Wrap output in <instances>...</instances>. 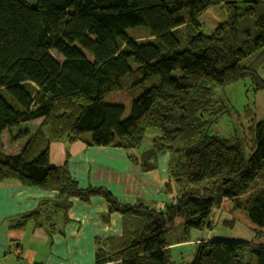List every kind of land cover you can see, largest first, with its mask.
<instances>
[{"label": "trees", "instance_id": "trees-1", "mask_svg": "<svg viewBox=\"0 0 264 264\" xmlns=\"http://www.w3.org/2000/svg\"><path fill=\"white\" fill-rule=\"evenodd\" d=\"M216 5L224 20L204 34L199 19ZM138 27L150 42L125 33ZM263 66L264 0H0V137L40 122L32 136L20 131L27 143L17 155L0 143V182L57 194L14 227L30 219L51 226L48 203L49 213L64 214L71 199L100 197L102 219L119 214L122 232L94 240V264H171V251L192 242V231L208 230L225 200L264 228V187H254L264 181V117L257 120L247 106L242 117L214 97L217 88L246 79L254 93L264 92ZM122 91H136L126 117L123 106L103 101ZM77 93L83 101L73 99ZM231 113L247 127L228 138L211 135ZM147 130L157 135L134 162L149 172L168 154L163 192L172 202L164 209L122 204L104 188L81 189L69 155L50 165L53 141L129 152ZM193 253L186 264H249L247 257L264 264V245L251 242L204 240Z\"/></svg>", "mask_w": 264, "mask_h": 264}, {"label": "crops", "instance_id": "crops-1", "mask_svg": "<svg viewBox=\"0 0 264 264\" xmlns=\"http://www.w3.org/2000/svg\"><path fill=\"white\" fill-rule=\"evenodd\" d=\"M249 90L255 101L264 99V92L254 93L251 85ZM255 117L261 120L264 111H258ZM141 153L143 151L86 148L80 142L67 145L59 141L50 146L49 162L51 166L59 167L69 155V173L81 189L104 188L122 204L142 202L150 208L164 209L172 202V197L163 192V184L168 179V154L157 156L156 169L142 172L138 161L134 162ZM56 195L53 191L21 186L16 181L0 182V264H19L20 261L21 264H94V240L121 235V216L111 214L104 222L102 217L107 206L100 197L90 198L89 203L71 199V208L64 214L49 213L48 203L45 214L51 218L53 226L42 216L44 222L38 229H41L44 239L40 249L32 250L31 258L26 257L28 250H20V244L17 245L20 241L16 237L18 231L11 232L10 227H14L13 222L19 217L36 211L42 201H51ZM19 255L25 256L21 258Z\"/></svg>", "mask_w": 264, "mask_h": 264}, {"label": "rangeland", "instance_id": "rangeland-1", "mask_svg": "<svg viewBox=\"0 0 264 264\" xmlns=\"http://www.w3.org/2000/svg\"><path fill=\"white\" fill-rule=\"evenodd\" d=\"M223 13L221 5H216L204 13L199 19L201 31L204 34H210L218 24L223 22ZM183 20L184 19L181 18L179 21L183 23ZM125 33L133 40L140 43L150 42L152 40L148 31L143 27L127 29ZM52 55L56 57L54 53H52ZM57 60L60 61L61 59L57 58ZM129 63L132 65L131 60ZM245 63H248V59ZM258 73L264 77V66L259 69ZM249 87L250 82L247 79L237 81L217 88L214 92V97L216 100H227L229 106L233 107L240 114H242L246 106L249 107L253 113L264 111V99L255 101L254 94L249 90ZM135 92L136 91H122L110 93L103 101L107 104L123 106L125 109L124 117H126L129 114L132 95ZM72 97L76 101L84 100L81 93H77ZM243 115L244 114H242V117ZM39 125L40 122L37 121L23 124L18 129L5 130L0 137L2 151L7 155H17L23 150L27 143V135L25 137L20 131H27V133L32 136ZM241 125L247 127V123L243 118H238L235 113L225 114L210 127L209 132L211 135L228 138L233 132L239 129ZM155 133L156 131L147 130L142 144L137 150L143 152L148 150L152 140L151 137L154 136ZM55 142L59 141H53L51 144ZM254 187L255 189L264 187V181L261 180L256 182ZM13 223L15 224L16 222ZM36 227L32 219L28 220L24 226L10 227L11 232L14 230L18 231L19 234L16 237L20 241L19 243L14 241V243H17V245L20 244V250H28V255H26L28 258L32 257V250L38 251L40 249L42 240L44 239V234H42L41 229ZM191 238L192 242L178 246L171 251V264H186L187 261L191 259L192 255H194L193 252L195 251V247L199 242L204 240L240 241L251 242L253 245H264V228L255 226L243 211L235 209L232 202L225 200L221 207L213 210L210 228L208 230L192 231ZM19 256L22 258L25 255ZM25 260L27 261V259ZM246 260L249 264H256L255 258L253 257L250 259L247 257ZM18 263L21 264V261Z\"/></svg>", "mask_w": 264, "mask_h": 264}]
</instances>
